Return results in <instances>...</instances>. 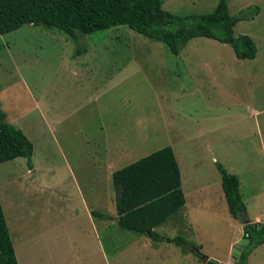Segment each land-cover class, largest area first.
Returning <instances> with one entry per match:
<instances>
[{"label": "rangeland", "instance_id": "rangeland-1", "mask_svg": "<svg viewBox=\"0 0 264 264\" xmlns=\"http://www.w3.org/2000/svg\"><path fill=\"white\" fill-rule=\"evenodd\" d=\"M217 1L161 0V8L205 14ZM251 5L259 13L233 34L251 38L252 60L206 38L173 55L124 26L77 40L29 25L0 34V109L32 145L30 168L24 158L0 163L17 264H203L188 248L114 221L111 173L163 147L184 203L153 231L232 264L226 253L241 226L227 212L216 167L237 177L245 217L259 214L264 224V0H226L231 15ZM246 264H264V244Z\"/></svg>", "mask_w": 264, "mask_h": 264}, {"label": "trees", "instance_id": "trees-1", "mask_svg": "<svg viewBox=\"0 0 264 264\" xmlns=\"http://www.w3.org/2000/svg\"><path fill=\"white\" fill-rule=\"evenodd\" d=\"M161 0H0V34L24 25L55 29L70 39L109 28L124 26L136 34L163 44L177 55L193 38H206L226 44L237 60H252L256 47L244 34L234 36L233 27L249 21L259 8L248 6L229 14L226 0H218L205 14L174 15L161 8ZM32 145L22 132L6 121L0 109V163L26 159L30 168ZM218 166V165H217ZM220 188L229 216L246 223L248 243L232 264H246L250 252L264 244V224L259 229L245 217V206L238 194L237 177L220 166ZM114 192V221L121 230L148 236L153 242H167L187 248L203 264H218L202 256L198 249L181 237L168 239L153 229L181 208L184 197L180 189L178 167L169 147L160 148L111 173ZM93 218L106 220L108 215L90 211ZM0 264H17L0 205Z\"/></svg>", "mask_w": 264, "mask_h": 264}, {"label": "water", "instance_id": "water-1", "mask_svg": "<svg viewBox=\"0 0 264 264\" xmlns=\"http://www.w3.org/2000/svg\"><path fill=\"white\" fill-rule=\"evenodd\" d=\"M250 225L256 229H259V224L257 223H250ZM241 233L242 235L240 239L231 247V259L233 260V262L238 259L240 252L245 248L249 241L247 236L246 223L241 225Z\"/></svg>", "mask_w": 264, "mask_h": 264}, {"label": "crops", "instance_id": "crops-1", "mask_svg": "<svg viewBox=\"0 0 264 264\" xmlns=\"http://www.w3.org/2000/svg\"><path fill=\"white\" fill-rule=\"evenodd\" d=\"M259 13V12H258ZM19 130V129H18ZM235 221V220H234ZM247 221L249 222V223H257V224H263V220H261V217H260V215L258 214V215H253L252 217H248L247 216ZM242 224H239V226H241ZM239 227H236V230H235V238L233 239V240H231V242L229 243V247H228V250H227V253H226V258H228V260H229V257L231 258V247L234 245V243L235 242H237L239 239H240V237H241V235H242V233L240 232V230L238 229ZM263 245V244H262ZM218 261H223V262H225L226 263V261L225 260H222V259H217ZM233 263V262H232ZM227 264V263H226Z\"/></svg>", "mask_w": 264, "mask_h": 264}]
</instances>
